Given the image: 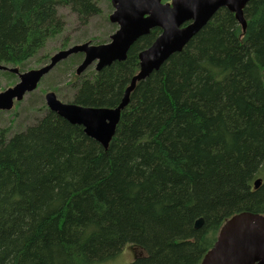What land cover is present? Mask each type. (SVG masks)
<instances>
[{
  "label": "trees",
  "instance_id": "1",
  "mask_svg": "<svg viewBox=\"0 0 264 264\" xmlns=\"http://www.w3.org/2000/svg\"><path fill=\"white\" fill-rule=\"evenodd\" d=\"M59 5L85 23L101 11L97 0H0V64L21 71L60 35ZM243 17L220 8L138 80L107 146L49 108L0 130V264H105L126 246L143 251L127 264H200L227 218L264 214V0ZM160 33L87 75L81 52L57 63L74 75L71 102L118 106Z\"/></svg>",
  "mask_w": 264,
  "mask_h": 264
},
{
  "label": "water",
  "instance_id": "2",
  "mask_svg": "<svg viewBox=\"0 0 264 264\" xmlns=\"http://www.w3.org/2000/svg\"><path fill=\"white\" fill-rule=\"evenodd\" d=\"M249 0H111L114 11L110 20L118 25L111 40L93 44L86 41L55 53L46 65L20 71L17 67L0 64V69L17 73L19 81L0 91V109L9 110L15 100L35 90L41 79L57 63L73 53L82 52L84 58L78 65L81 74L92 63L96 69L124 60L132 44L152 28H161V33L139 54V71L126 88L124 98L116 107L85 106L74 102L64 103L51 91L45 95L48 108L71 123L80 124L86 134L107 146L116 132L121 110L129 100V94L138 80L159 68L173 53L184 49L189 40L222 7L228 8L245 27L243 9ZM260 178L254 182L258 188ZM203 218L196 220L195 227L202 225ZM200 264H264V214L242 211L229 217L221 226L217 240Z\"/></svg>",
  "mask_w": 264,
  "mask_h": 264
},
{
  "label": "rangeland",
  "instance_id": "3",
  "mask_svg": "<svg viewBox=\"0 0 264 264\" xmlns=\"http://www.w3.org/2000/svg\"><path fill=\"white\" fill-rule=\"evenodd\" d=\"M97 1L101 11L90 16L87 23L81 21L78 14L70 6L59 5L58 12L66 23L65 30L60 35L50 39L47 46L37 56L29 59L24 68H21V71L40 68L49 63L55 53L76 44L86 41L93 44L109 42L112 34L118 28V25L110 20L114 6L111 0ZM81 61L82 59L75 68H78ZM95 65L93 63L87 67L84 75L90 74L95 69ZM19 79L20 77L17 74L14 75L9 70L0 69V91L15 85ZM74 80V75L70 71L61 67L57 69L55 66L41 79L38 87L27 93L22 100L16 102L12 109L0 110V130L5 128V136L8 137L13 132L35 122L48 109L45 98L48 92L53 91L59 100L70 103L76 92L73 84ZM260 177L264 179V171ZM141 254H143V251L138 248L126 246L115 259L105 264H127Z\"/></svg>",
  "mask_w": 264,
  "mask_h": 264
},
{
  "label": "flooded vegetation",
  "instance_id": "4",
  "mask_svg": "<svg viewBox=\"0 0 264 264\" xmlns=\"http://www.w3.org/2000/svg\"><path fill=\"white\" fill-rule=\"evenodd\" d=\"M262 180V183L264 182V179L260 178ZM262 185V184H261ZM217 240V239H216ZM213 247V246H212ZM211 249V248H210Z\"/></svg>",
  "mask_w": 264,
  "mask_h": 264
}]
</instances>
